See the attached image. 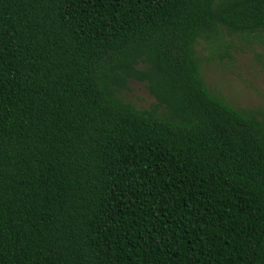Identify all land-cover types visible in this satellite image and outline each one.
I'll return each instance as SVG.
<instances>
[{"label": "trees", "instance_id": "1", "mask_svg": "<svg viewBox=\"0 0 264 264\" xmlns=\"http://www.w3.org/2000/svg\"><path fill=\"white\" fill-rule=\"evenodd\" d=\"M236 40L264 0H0V264H264V118L203 71Z\"/></svg>", "mask_w": 264, "mask_h": 264}, {"label": "rangeland", "instance_id": "2", "mask_svg": "<svg viewBox=\"0 0 264 264\" xmlns=\"http://www.w3.org/2000/svg\"><path fill=\"white\" fill-rule=\"evenodd\" d=\"M232 58L222 62H206L204 75L210 87L221 93L226 100L238 108L257 110L264 118V48L241 46ZM204 56H209L206 44L199 47ZM130 100L142 108L150 107L155 99L140 83L131 84Z\"/></svg>", "mask_w": 264, "mask_h": 264}]
</instances>
